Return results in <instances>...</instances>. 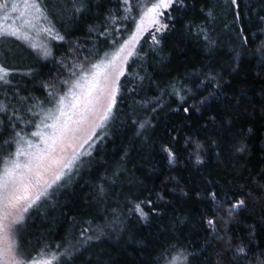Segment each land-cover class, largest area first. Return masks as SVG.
<instances>
[{
    "label": "trees",
    "instance_id": "16d2710c",
    "mask_svg": "<svg viewBox=\"0 0 264 264\" xmlns=\"http://www.w3.org/2000/svg\"><path fill=\"white\" fill-rule=\"evenodd\" d=\"M187 2L189 8L178 17L181 23H177L176 30L163 36L157 34L161 39L158 48L152 45L150 33L141 38L137 55L129 59L127 71L121 77V93L112 119L94 140L92 156L82 157L79 174L74 172L71 182L54 198L30 210L20 226L18 242L22 253L35 255L47 247L59 255L79 239L80 230L88 221L100 223L106 215L111 216L113 209H118L126 230L118 233L119 240L113 235L103 245L108 264H156L161 250L171 244L196 253L193 264H216L217 242L211 239L205 223L215 212V205L206 199L207 193L236 190L234 186L238 188L264 175V63L259 54H254L256 45L264 41L261 32L264 24L260 20L264 16V0H238V8L231 6L230 0ZM117 3L118 0H104L100 9L93 4L90 12L73 19L68 0H41L55 31L65 36V40L53 43L52 56L43 59L19 40L0 37V65L8 69L10 74L6 79L11 81L12 88L21 96L44 101L48 93L45 85L67 70L58 61L68 64L72 60L84 61L85 57L94 61L114 50L135 28L131 18L114 23L103 18L104 8L115 9ZM61 7L65 11L61 12ZM209 9L215 19L207 21V26L217 41L211 54L202 38L184 35V25L189 21L206 23L204 12ZM105 24L107 33L101 35ZM93 25L97 31L90 33ZM240 29L249 38L247 47H242L238 39ZM74 45H79L78 53ZM209 71L219 73L222 78L220 94L207 107H202L197 101L213 89L201 95L194 86ZM178 77L193 89L197 100L188 98L182 104L180 97L172 94L168 85ZM184 107L190 111L185 113ZM144 121H150L151 126L140 129ZM249 128L252 133L246 135ZM137 131L142 134L137 135ZM172 136L176 137L174 147L178 158L174 165H169L165 154L159 151V144ZM185 137L199 138L205 143L204 164L197 165L189 158L183 147ZM241 138L248 145L243 155L233 147ZM121 157L126 175L109 189L106 203L98 205L92 185L98 182L96 178L105 168L110 172ZM153 192L167 195L159 202L149 223L140 221L124 207L126 197L139 195L143 199ZM262 211L259 204L249 203L247 209L236 213L241 223L232 225L237 235L245 234L248 224L258 225L254 248L264 247Z\"/></svg>",
    "mask_w": 264,
    "mask_h": 264
},
{
    "label": "snow or ice",
    "instance_id": "6c2138e0",
    "mask_svg": "<svg viewBox=\"0 0 264 264\" xmlns=\"http://www.w3.org/2000/svg\"><path fill=\"white\" fill-rule=\"evenodd\" d=\"M93 4L100 9L104 0H68L73 19L90 12ZM230 5L238 8L239 2L230 0ZM188 8L187 0H136L135 4L133 0H118L115 9L105 7L102 15L106 21L114 23L131 18L135 23L134 31L123 43L95 62H91L88 57L84 61L72 60L68 64L64 60L58 61L62 67L68 69L70 75L59 81L62 94L55 91L54 84H46L49 91L44 101L27 95L21 96L12 88L11 81L6 79L10 74L8 69L0 65V91L3 92V98H0V264H75L76 261L79 264H108L103 245L112 240L113 235L119 240L118 233L126 230L118 209H113L111 216L106 215L100 223L88 221L87 226L81 228L79 239L74 244H69L59 255L50 252L47 247L37 251L35 255L22 253L18 242L20 226L24 224L30 210L54 198L61 188L71 182L74 172L79 174L78 164L82 165V157L92 156L90 149L94 147V138L112 119L117 96L121 93V77L127 71L129 59L137 55V45L143 34L150 33L152 45L158 48L161 39L157 34L163 36L175 31L177 23H181L178 17L185 14ZM0 10L5 12L4 18L8 19V0L0 3ZM10 10L18 13V18L29 28H35L33 21L40 17L47 19L41 8V0H12ZM60 10L63 12L65 8L61 7ZM134 11L136 15H132ZM204 16V25L194 24L192 21L185 24L184 35L202 38L211 54L217 47V41L212 38L207 21L214 20L215 17L211 9L204 12ZM260 20L264 24V16ZM40 31L49 34L54 40H65V36L58 31L53 35L52 28H43ZM94 31L97 29L93 25L89 32ZM244 32V29L239 30L238 39L242 47H247L249 38ZM261 32L264 33V28ZM106 33L107 24L103 26L100 34ZM9 35L25 41L30 40L29 33L21 28L10 31L0 29V37ZM31 47L44 58L52 56L51 50L43 44L32 43ZM74 48L78 53L79 45H74ZM254 54H259L261 62L264 63V41L256 45ZM236 60H239V54L236 55ZM145 78L147 77H140L141 80ZM221 79L219 73L209 71L203 74V80L194 87L201 95L210 88L213 90L197 101L200 106L207 107L218 98ZM168 87L172 89L173 95L180 97L182 104L188 98L197 100L196 93L192 88L186 87L182 77L171 81ZM45 103L52 106L45 108ZM152 110L155 111V106ZM195 110L199 111V107ZM183 111L188 113L190 108L184 107ZM212 119L215 120V117ZM150 126V121L139 125L140 129ZM251 133L252 129L249 128L246 135ZM141 134L137 131V135ZM175 142L176 137L172 136L171 140L159 144V151L165 154L169 165L177 162ZM85 145L88 151L84 150ZM212 145L217 146L215 141H212ZM183 147L197 165L205 163L207 147L199 138L185 137ZM233 147L240 155L248 151V145L243 138ZM123 160L124 157H121V161L110 172L105 168L104 173L96 178L98 182L92 185L93 197L98 205L106 203L109 189L119 184L126 175L127 170L122 166ZM234 188L236 190L210 191L206 195V199L215 205V212L205 223L210 230L211 239L217 242L216 264H264V247H253L258 225L248 224L243 235H237L232 228V225L241 223L236 213L247 209L249 203L259 204L264 209V175ZM166 195V192H153L143 199L139 195L130 199L126 197L124 207L140 221L149 223L159 202L164 201ZM152 196L156 199L153 200ZM260 224L264 225V211ZM60 247L62 245H57V248ZM196 257L197 254L187 247L171 244L161 250L156 264H193Z\"/></svg>",
    "mask_w": 264,
    "mask_h": 264
},
{
    "label": "rangeland",
    "instance_id": "374dc122",
    "mask_svg": "<svg viewBox=\"0 0 264 264\" xmlns=\"http://www.w3.org/2000/svg\"><path fill=\"white\" fill-rule=\"evenodd\" d=\"M2 2H3V0H0V3H2ZM8 2H9V11H8L7 15H8L9 18L5 19L4 18L5 17V12L3 10H0V29L6 30V31H10V30L15 29V28H21L22 31H25V32L29 33V35H30V40L29 41H25L23 39H17L16 37L11 36V35H9V36L19 40L20 42L25 44L27 47H29L31 50H33L36 53H37V51H35L31 47L32 43L43 44V45L47 46L51 50L52 44L55 43V42H58L59 40H54V39L51 38V36L49 34L43 32V31H40L43 28H52L53 29V35L56 32L54 27H53V25H52L51 17L47 14V12H45L43 10L42 6H41V8L43 10L44 16H46L47 19H44L43 16H42V17L39 18V20L33 21V23H35V25H36L35 28H29L27 25L23 24V21L21 19L18 18V13L11 12L10 8H11L12 0H8ZM17 2H19V0H17ZM133 3L135 4L136 0H133ZM21 8H23L22 4H21ZM28 18L30 19L31 17H28ZM137 19H138V16H137ZM145 33H147V32H145ZM126 39H128V38H126ZM124 41H122L121 43H123ZM137 47H138V45H137ZM51 52H52V50H51ZM38 55L41 56L43 59H50V57H51V56H49L47 58H44L42 55H40V54H38ZM79 61H81V60H79ZM79 61H77V62H79ZM95 61L96 60L91 61V62H95ZM69 75H70V73H69V71L67 69L65 72H61L60 73L58 79H55L54 81L51 82V84H54L56 86L55 87V91L61 92V86L59 84V81L67 79L69 77ZM48 91H49V89H48ZM61 94H62V92H61ZM47 96H48V93H47ZM51 106L52 105L48 104V103L44 104L45 108H50ZM98 132H97V134H98ZM94 140H95V138H94ZM84 150L85 151L89 150L87 145H85V149Z\"/></svg>",
    "mask_w": 264,
    "mask_h": 264
}]
</instances>
